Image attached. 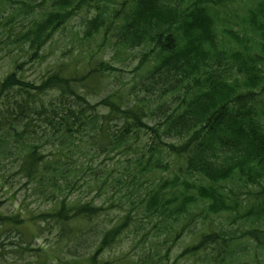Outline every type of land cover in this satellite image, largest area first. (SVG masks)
I'll list each match as a JSON object with an SVG mask.
<instances>
[{"label":"trees","instance_id":"16d2710c","mask_svg":"<svg viewBox=\"0 0 264 264\" xmlns=\"http://www.w3.org/2000/svg\"><path fill=\"white\" fill-rule=\"evenodd\" d=\"M45 1L21 3L17 17H30L31 24L13 38L0 35V43L13 39L33 61L69 21L93 11L81 40L94 48L78 51L80 60L93 59L104 46L112 48L114 59L138 49L132 71L137 78L97 102L89 100L106 76L120 72L107 61L86 65L75 57L58 62L38 84L23 80L16 64L0 81V160L16 156L13 173L35 194L46 195L50 205L30 218L0 211V228L41 220L57 231L54 249L70 243L69 264H110L105 253L139 216L156 220L153 227L168 232L171 247L203 219L200 233L176 261L194 258L217 241L228 243L208 217L238 214L239 196L264 184V107L256 108L264 95V0H49L50 9L34 18ZM236 5L242 6L243 15L235 17L246 33L217 30L215 8ZM219 32L225 37L219 38ZM48 144L54 145L55 157L45 152ZM109 149L126 159L112 190L136 192V202L110 227L91 229L107 209L69 200L66 160L73 152L84 160L88 156V172L99 179L91 162ZM162 171L170 177H156ZM96 178L86 185L97 186ZM226 183L234 188L224 190ZM142 184L151 185L143 194L135 189ZM250 212L239 219L264 218L260 207ZM88 234L89 242L84 239ZM246 237L264 246L257 225ZM153 260L162 264L160 255Z\"/></svg>","mask_w":264,"mask_h":264},{"label":"rangeland","instance_id":"374dc122","mask_svg":"<svg viewBox=\"0 0 264 264\" xmlns=\"http://www.w3.org/2000/svg\"><path fill=\"white\" fill-rule=\"evenodd\" d=\"M117 0H115L116 2ZM40 0H0V35L1 38L14 36L23 33L31 24V18L22 19L17 17L19 8L25 3L33 5L39 3ZM114 2V3H115ZM51 3L49 0L42 3L36 9L34 18H38L42 10H49ZM41 9V10H40ZM242 6L226 7L220 10L219 18L222 21L217 23V30L233 29L235 31L242 30V26L236 19V15H243ZM94 14L93 11L84 10L77 17L69 21L64 27L57 31L51 40L43 47L40 52V58L28 61L25 50H21L18 45L13 43V39L8 42L4 40L0 43L2 50L0 52V81L14 71L15 65L18 64L17 72L20 77L31 83L38 84L41 79L53 70L58 62H64L80 57L78 51L87 48H94L93 44H87L81 40V34L86 20ZM17 17V21L13 23V19ZM6 25L5 30L3 29ZM219 38L225 37L223 33H218ZM113 50L110 46H104L98 53H94L93 59L86 58L80 60L81 64L94 65L95 60H102L111 63L113 66L119 67L120 72L117 74L107 75L90 102H97L107 96L111 91L120 87H128L136 74L132 71L138 62L140 50L136 49L126 52L118 58L112 57ZM151 67L148 65L147 69ZM230 80V79H229ZM264 103V95L258 97L257 109L260 104ZM151 124V123H150ZM112 128H114L112 126ZM11 145V144H10ZM4 146L0 142V148ZM45 152L54 155V145L48 144ZM56 154L54 155V157ZM125 157L119 153L108 150L105 154H99L95 157L91 164L93 168L101 175L107 184H101L102 178L97 179L96 176L88 172L87 164L90 162L88 156L86 160L77 152H73L66 160L68 167L67 181L70 183L68 191L70 192L69 200L80 202H93L98 206L107 209L100 218L93 221L90 225L91 229H101L110 227L121 216L129 211V203L136 202L133 192L126 194L127 189H121L120 192L112 190V183L117 179L125 166ZM17 157L12 155L8 160H0V211L7 216H15L30 218L38 213L49 209V201L46 195L35 194L31 185H24L25 179L13 172L17 169ZM56 169V165H53ZM156 177H170V173L157 172ZM189 182H195L187 174L183 175ZM96 178L97 186L90 184L88 179ZM224 190H231L234 187L229 184L222 185ZM151 188V185H138L136 191L143 194ZM248 194L239 196L241 207L239 213H221L211 215L207 221L211 227L223 236L228 243L217 241L210 244L205 251L194 258H186L176 261L183 248L195 239V235L200 233L203 219L197 220V225L189 234L180 235L174 246H170L171 242L168 232L154 228L156 220L151 222L145 217L139 216L138 220L131 224L120 240L105 253L110 264H122L119 259L127 258L131 261L142 262L143 264H153L157 256L160 255L162 264H264V246L257 245L254 241L246 237V232L252 228V224L257 225L258 229L264 232V218L261 221H241L239 216H248L252 209L258 207L264 209V184L263 186H250L247 189ZM133 191V190H132ZM131 198V199H130ZM108 207L111 209L108 210ZM202 207L195 210L200 213ZM38 224L27 222L17 229L11 228L9 224H5L0 228V264H69L71 261L67 251L66 244L62 248L54 249V240L57 231L50 229L48 224L41 220H36ZM91 234L85 235L84 239L89 242ZM167 259H163L167 249ZM61 261V262H58Z\"/></svg>","mask_w":264,"mask_h":264}]
</instances>
